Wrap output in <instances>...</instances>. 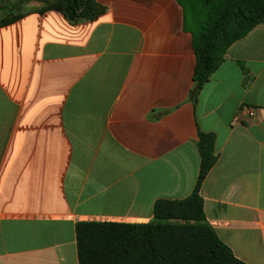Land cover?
<instances>
[{
	"label": "crops",
	"instance_id": "obj_1",
	"mask_svg": "<svg viewBox=\"0 0 264 264\" xmlns=\"http://www.w3.org/2000/svg\"><path fill=\"white\" fill-rule=\"evenodd\" d=\"M97 2L92 20L38 9L0 27V264H79L78 223L147 224L156 201L188 198L199 132L216 136L206 220L264 264V25L193 104L178 0Z\"/></svg>",
	"mask_w": 264,
	"mask_h": 264
},
{
	"label": "trees",
	"instance_id": "obj_2",
	"mask_svg": "<svg viewBox=\"0 0 264 264\" xmlns=\"http://www.w3.org/2000/svg\"><path fill=\"white\" fill-rule=\"evenodd\" d=\"M178 0L185 30L197 57L190 101L224 63L227 51L264 25V0ZM58 11L73 24L104 12L97 0H59L39 11ZM0 18V27L23 17ZM200 172L193 193L182 200L160 199L147 224L81 222L76 226L79 264H246L218 237L204 213L202 186L217 162L216 136L199 132Z\"/></svg>",
	"mask_w": 264,
	"mask_h": 264
},
{
	"label": "rangeland",
	"instance_id": "obj_3",
	"mask_svg": "<svg viewBox=\"0 0 264 264\" xmlns=\"http://www.w3.org/2000/svg\"><path fill=\"white\" fill-rule=\"evenodd\" d=\"M56 1L59 0H3L0 5H3L1 11L5 14L14 15L42 9ZM254 5H257V0L249 2L243 9H250Z\"/></svg>",
	"mask_w": 264,
	"mask_h": 264
},
{
	"label": "built area",
	"instance_id": "obj_4",
	"mask_svg": "<svg viewBox=\"0 0 264 264\" xmlns=\"http://www.w3.org/2000/svg\"><path fill=\"white\" fill-rule=\"evenodd\" d=\"M245 112L250 118H255L257 116V112L253 108H246Z\"/></svg>",
	"mask_w": 264,
	"mask_h": 264
}]
</instances>
